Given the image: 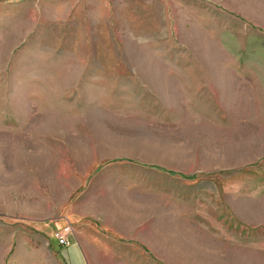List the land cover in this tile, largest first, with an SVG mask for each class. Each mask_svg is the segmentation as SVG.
I'll return each mask as SVG.
<instances>
[{
	"label": "rangeland",
	"instance_id": "374dc122",
	"mask_svg": "<svg viewBox=\"0 0 264 264\" xmlns=\"http://www.w3.org/2000/svg\"><path fill=\"white\" fill-rule=\"evenodd\" d=\"M0 264H264V0H0Z\"/></svg>",
	"mask_w": 264,
	"mask_h": 264
},
{
	"label": "built area",
	"instance_id": "2783aa9c",
	"mask_svg": "<svg viewBox=\"0 0 264 264\" xmlns=\"http://www.w3.org/2000/svg\"><path fill=\"white\" fill-rule=\"evenodd\" d=\"M69 232V228L64 227L63 229H58L57 231H54L52 235L59 246L66 247L70 244V241H68Z\"/></svg>",
	"mask_w": 264,
	"mask_h": 264
},
{
	"label": "crops",
	"instance_id": "0c3cea01",
	"mask_svg": "<svg viewBox=\"0 0 264 264\" xmlns=\"http://www.w3.org/2000/svg\"><path fill=\"white\" fill-rule=\"evenodd\" d=\"M52 238H53V237H52ZM53 239H54V238H53ZM54 243H55L56 246H58V247H62V248H63V246H59V245L56 243L55 239H54Z\"/></svg>",
	"mask_w": 264,
	"mask_h": 264
}]
</instances>
